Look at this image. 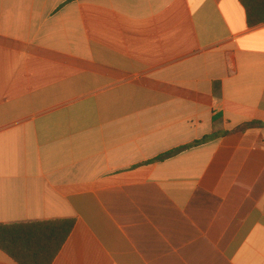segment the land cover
Listing matches in <instances>:
<instances>
[{
  "label": "crops",
  "instance_id": "obj_1",
  "mask_svg": "<svg viewBox=\"0 0 264 264\" xmlns=\"http://www.w3.org/2000/svg\"><path fill=\"white\" fill-rule=\"evenodd\" d=\"M51 220L74 222L52 264H264V23L0 0V224Z\"/></svg>",
  "mask_w": 264,
  "mask_h": 264
},
{
  "label": "trees",
  "instance_id": "obj_2",
  "mask_svg": "<svg viewBox=\"0 0 264 264\" xmlns=\"http://www.w3.org/2000/svg\"><path fill=\"white\" fill-rule=\"evenodd\" d=\"M249 27L264 23V0H240ZM202 141L195 142L199 144ZM185 148L167 153L164 160ZM74 226L71 220L0 224V250L16 264H52Z\"/></svg>",
  "mask_w": 264,
  "mask_h": 264
}]
</instances>
